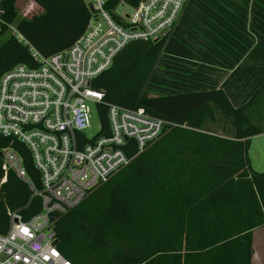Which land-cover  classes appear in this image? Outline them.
<instances>
[{
	"label": "trees",
	"instance_id": "trees-1",
	"mask_svg": "<svg viewBox=\"0 0 264 264\" xmlns=\"http://www.w3.org/2000/svg\"><path fill=\"white\" fill-rule=\"evenodd\" d=\"M119 1L141 0L113 3ZM15 2L1 3L0 77L15 65L36 66L8 25L49 57L72 46L89 17L83 0H33L42 12L30 19L19 17ZM167 39L128 44L91 82L103 96L95 106L97 136L109 135L108 105L142 108L173 126L139 155L129 151L128 166L55 218L57 249L73 264H251L252 231L264 227V173L251 168L247 152L250 139L264 133V79L238 107L222 90L143 97ZM246 61L264 68V53L253 49ZM220 119L230 133L213 132ZM5 147L39 189L26 147L0 137V150ZM1 165L0 159V234L9 211L27 220L41 207L28 185Z\"/></svg>",
	"mask_w": 264,
	"mask_h": 264
},
{
	"label": "built area",
	"instance_id": "built-area-1",
	"mask_svg": "<svg viewBox=\"0 0 264 264\" xmlns=\"http://www.w3.org/2000/svg\"><path fill=\"white\" fill-rule=\"evenodd\" d=\"M186 1L141 0L131 6L83 0L89 12L83 33L72 46L49 57L41 56L13 25L7 26L28 47L36 66L15 65L1 75L0 137L26 147L39 174V189L33 188L10 147L0 150L1 168L27 184L41 207L27 220L18 212L7 213L0 264H73L57 249L55 218L128 166L133 159L129 151L139 155L171 125L142 108L108 105L109 135L86 137L92 108L103 99L91 82L128 44L170 37ZM1 3L0 28L5 25Z\"/></svg>",
	"mask_w": 264,
	"mask_h": 264
},
{
	"label": "crops",
	"instance_id": "crops-1",
	"mask_svg": "<svg viewBox=\"0 0 264 264\" xmlns=\"http://www.w3.org/2000/svg\"><path fill=\"white\" fill-rule=\"evenodd\" d=\"M180 34L193 44L186 45L187 55L206 56V63L214 65L202 69L200 81L187 83L182 92L222 90L238 107L259 76L264 79V68L246 61L253 49L264 53V0H187L171 35L176 39ZM257 241L264 243V227L252 231L251 264H261Z\"/></svg>",
	"mask_w": 264,
	"mask_h": 264
},
{
	"label": "rangeland",
	"instance_id": "rangeland-1",
	"mask_svg": "<svg viewBox=\"0 0 264 264\" xmlns=\"http://www.w3.org/2000/svg\"><path fill=\"white\" fill-rule=\"evenodd\" d=\"M15 7L19 17L25 19H30L42 12L33 0H16ZM190 36L192 38V33ZM173 37L174 35H170L166 40L157 68L145 87L143 97L172 95L185 91L187 90L185 88L187 83H195L196 80L200 81V77H202L201 75L203 74L202 69H205L208 65L213 69L214 65H210L208 62L206 63L207 60H204L207 59L206 56H192L186 54V45L193 46L192 43L186 40V34H180L176 39H173ZM4 39L5 37H0V44ZM189 40L193 41L194 39ZM243 75H245V73H243ZM260 76L256 81L258 85L256 87L253 86V91H251L250 95L261 83L262 80ZM242 82L244 83L245 80ZM192 90H198V88ZM210 127L217 135L231 132L230 126L224 125L221 119ZM98 131L99 122L92 108L90 124L85 131V135L86 137L92 138L96 136ZM247 157L253 170L264 173V134L254 136L250 139ZM255 250L260 255L261 264H264V243H258L257 241Z\"/></svg>",
	"mask_w": 264,
	"mask_h": 264
},
{
	"label": "water",
	"instance_id": "water-1",
	"mask_svg": "<svg viewBox=\"0 0 264 264\" xmlns=\"http://www.w3.org/2000/svg\"><path fill=\"white\" fill-rule=\"evenodd\" d=\"M89 9H90V10L92 9L91 6H89ZM0 159H1V155H0ZM55 244H57V241L55 242Z\"/></svg>",
	"mask_w": 264,
	"mask_h": 264
}]
</instances>
